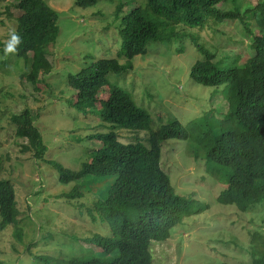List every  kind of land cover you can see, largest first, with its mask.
Masks as SVG:
<instances>
[{"label":"trees","instance_id":"16d2710c","mask_svg":"<svg viewBox=\"0 0 264 264\" xmlns=\"http://www.w3.org/2000/svg\"><path fill=\"white\" fill-rule=\"evenodd\" d=\"M15 1L0 11V60L5 64L3 48L9 32L15 31L20 43L12 56L25 70L19 75L21 80L35 91L47 80L55 84L63 81L72 91L66 104L82 112L88 121L97 116L99 128L106 132L89 136L95 141L80 170L51 164L62 186L81 182L102 186L107 182L105 197L92 198V209L87 210L93 222L100 221L105 234L80 241L79 251H71L59 264H153L151 245L165 241L197 208L193 201L188 203L176 194L161 168L162 147L168 142L187 145L204 161L206 171L223 187L217 194L218 205L233 207L240 214L264 205V0H257L247 11L246 19L251 23L244 28L249 40V58L244 65H239L240 56L226 57L223 52L216 62L211 42L208 48L193 33L207 23L219 25L239 18L228 6L230 0H104L116 5L121 49L115 58L90 62L62 81L53 74L55 51L59 54L54 47L59 35L57 12L46 0ZM99 2L75 0V6L85 10ZM0 3L9 4L7 0ZM186 39L195 49L189 57L192 86L221 88L219 98L209 91L204 105L209 101L213 109L184 126L173 120L152 128L149 114L137 107L131 94L110 84L108 77L127 74L132 60L156 45L185 52ZM102 94L105 99L99 98ZM214 100L220 103L214 105ZM37 115L26 107L18 114L9 113L7 120L14 128V137L25 141L23 150L42 160L46 147L37 129ZM82 195L75 187L61 194L68 199ZM17 216L14 187L0 180V229L12 225ZM250 242L251 248L244 251L246 261L240 256L237 261L243 263L238 264H264V236L255 231Z\"/></svg>","mask_w":264,"mask_h":264},{"label":"rangeland","instance_id":"374dc122","mask_svg":"<svg viewBox=\"0 0 264 264\" xmlns=\"http://www.w3.org/2000/svg\"><path fill=\"white\" fill-rule=\"evenodd\" d=\"M7 2L8 6L0 3V11L3 5L9 7L16 1ZM46 2L58 16L59 35L54 47L59 54L56 50L53 70L58 81L76 74L90 62L115 58L122 47L120 20L114 15L116 5L100 0L81 10L75 0ZM256 2L230 0L228 6L239 18L219 25L207 23L193 30L201 44L210 48L211 42L217 52L216 62L223 52L226 57L240 56L239 65L246 63L249 40L244 28L251 23L246 19L247 11ZM184 49L180 53L156 45L146 55L132 60L130 72L108 77L110 84L131 94L137 107L149 114L152 128L173 120L184 126L213 109L209 101L204 105L209 91L219 98L221 88L201 90L191 85L189 57L195 49L188 39L184 40ZM4 63L0 60V180L13 185L18 216L12 225L0 229V264H59L71 251H79L80 241L105 234L100 221L93 222L87 210L92 209V198L100 194L105 197L107 182L102 186L99 183L89 187L86 182L62 186L51 164L80 170L87 162L86 151L93 148L95 141L89 136L106 132L99 128L97 116L88 121L82 118V112L66 104L71 101L72 91L63 81L55 84L47 80L35 91L21 80L19 75L25 70L22 63L13 62L12 53L7 54ZM99 98L105 99L106 95ZM213 103L218 105L220 101ZM26 107L38 114L40 124L36 128L46 147L42 160L23 150L25 141L14 137V128L7 120L9 113L18 114ZM160 164L176 194L188 203L193 201L197 208L170 231L165 241L151 245L153 264H238L243 263L237 261L240 256L246 261L244 251L252 246V233L264 236V205L247 214L218 205L216 198L222 185L206 171L204 161L181 142L163 145ZM73 186L83 194L82 198H63L61 194L69 193ZM87 194L90 197L84 198Z\"/></svg>","mask_w":264,"mask_h":264},{"label":"clouds","instance_id":"9594fccd","mask_svg":"<svg viewBox=\"0 0 264 264\" xmlns=\"http://www.w3.org/2000/svg\"><path fill=\"white\" fill-rule=\"evenodd\" d=\"M19 43H20V36L15 31H10L9 32V38H8L7 42L5 43L4 48H3V53L5 55H7L9 53H15L16 46ZM100 60H103V59H100Z\"/></svg>","mask_w":264,"mask_h":264}]
</instances>
